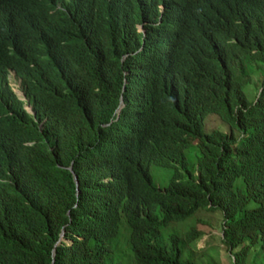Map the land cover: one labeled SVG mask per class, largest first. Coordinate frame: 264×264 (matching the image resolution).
Instances as JSON below:
<instances>
[{
  "label": "trees",
  "instance_id": "obj_1",
  "mask_svg": "<svg viewBox=\"0 0 264 264\" xmlns=\"http://www.w3.org/2000/svg\"><path fill=\"white\" fill-rule=\"evenodd\" d=\"M44 2L0 0V264H208L198 210L264 264V0H61L50 46Z\"/></svg>",
  "mask_w": 264,
  "mask_h": 264
},
{
  "label": "rangeland",
  "instance_id": "obj_2",
  "mask_svg": "<svg viewBox=\"0 0 264 264\" xmlns=\"http://www.w3.org/2000/svg\"><path fill=\"white\" fill-rule=\"evenodd\" d=\"M138 30L141 31L142 28L138 26ZM253 78L256 77L253 75ZM9 84L17 94H20V90L18 89V79L13 75V73L9 74ZM254 92V89L250 90L249 96H253ZM213 119L215 118L209 117L206 125L210 127L213 126L215 124ZM219 124L220 122L218 121L216 125ZM150 172L157 182L165 184L166 176L163 175L165 174V170L153 166L150 168ZM192 226H196L203 230V234L190 245L191 248L189 246L194 262H203L208 264H231L229 253L226 251L225 245L221 242L220 212L198 210L190 218L180 223H171V225L164 230V233L167 234L170 231H173L179 236H182L183 233L188 231ZM184 255L185 254L182 256L185 257ZM115 256L118 257L115 260L119 261L121 264H133L129 260L120 257L119 254H116Z\"/></svg>",
  "mask_w": 264,
  "mask_h": 264
},
{
  "label": "clouds",
  "instance_id": "obj_3",
  "mask_svg": "<svg viewBox=\"0 0 264 264\" xmlns=\"http://www.w3.org/2000/svg\"><path fill=\"white\" fill-rule=\"evenodd\" d=\"M44 9H43V19H42V24H41V28H43L44 30V37L46 40V44L48 46H50L52 38H53V31L55 29V25H51V20L53 15L55 14L56 17V21L58 19V10L61 8V0H45L44 2ZM160 11H163V6L160 5ZM140 26L142 28L141 25H137ZM40 28V29H41ZM141 31H144L143 29ZM13 73V75L18 79V89L20 90V94H17L14 89L12 88V86L9 84V74ZM7 83L9 85V87L11 88L12 92L15 94L16 98L19 99L21 101V105L22 108L24 109V111H26L27 113L33 115L34 111L32 110L30 104L27 102V99L20 87V78L18 76L15 75L13 70H8L7 73ZM124 105L123 103V99L122 96L119 97V102L118 105L116 107V109L114 110V118H117L118 113L120 108ZM18 134L15 133L14 136H12V138L9 140V144L8 146L17 139ZM7 146V147H8ZM11 152H6V154H10Z\"/></svg>",
  "mask_w": 264,
  "mask_h": 264
},
{
  "label": "water",
  "instance_id": "obj_4",
  "mask_svg": "<svg viewBox=\"0 0 264 264\" xmlns=\"http://www.w3.org/2000/svg\"><path fill=\"white\" fill-rule=\"evenodd\" d=\"M69 169H70V171H71V166L70 167H68ZM72 172V171H71ZM72 174H73V179L75 180V185L77 184V180H76V176H75V174L72 172ZM61 235H60V239H61ZM52 254H53V251H52Z\"/></svg>",
  "mask_w": 264,
  "mask_h": 264
},
{
  "label": "bare ground",
  "instance_id": "obj_5",
  "mask_svg": "<svg viewBox=\"0 0 264 264\" xmlns=\"http://www.w3.org/2000/svg\"><path fill=\"white\" fill-rule=\"evenodd\" d=\"M56 23V17H55V14L53 15L52 17V20H51V25H55Z\"/></svg>",
  "mask_w": 264,
  "mask_h": 264
}]
</instances>
